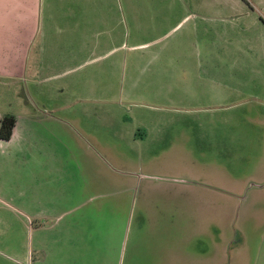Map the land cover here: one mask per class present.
<instances>
[{
  "label": "rangeland",
  "instance_id": "rangeland-1",
  "mask_svg": "<svg viewBox=\"0 0 264 264\" xmlns=\"http://www.w3.org/2000/svg\"><path fill=\"white\" fill-rule=\"evenodd\" d=\"M126 3L107 0V10L115 17L123 10L122 39L129 45L132 34L126 30L131 26ZM154 4L156 11L166 9L169 22L178 18L169 11L183 6L185 10L218 13L215 25L203 31H209L221 45H213L210 59L199 66L201 72L192 71L204 77L187 83L190 92L140 94L131 91L126 78H120L102 83L107 93L95 102L67 98L78 109L88 105L106 111L90 108L88 113L70 115L75 121H69L68 139H64L73 144L67 162L73 177L66 187L75 193L86 189L88 195L84 196L90 199V204L70 217L99 222V230L95 226L91 230L100 234L96 240L105 254L101 264H264V0H168ZM56 5L65 11L74 6H64L61 0ZM152 15L140 17L146 32L155 30L159 16L156 12ZM133 53L124 48L114 55L127 60H122L119 75L131 73ZM99 68L90 66L91 70ZM158 68L166 72L163 66ZM5 84L0 79V119L19 112V106L9 108L16 91ZM150 84L154 89L163 85ZM24 86L26 91L32 89L30 82ZM125 133L135 135L136 140L124 141ZM8 148L0 143V161L8 152L19 156L16 146ZM95 151L112 158L106 159L105 169L93 156ZM2 166L13 172L8 169L12 177L0 175V188L19 187V161L2 162L0 173ZM96 182L105 187V193L91 202ZM2 192L0 264H42L37 245L54 250L61 245L40 243L35 235L55 231L38 233L45 227L38 221L25 222L28 210L19 202V195ZM71 260L55 257L48 264Z\"/></svg>",
  "mask_w": 264,
  "mask_h": 264
},
{
  "label": "crops",
  "instance_id": "crops-1",
  "mask_svg": "<svg viewBox=\"0 0 264 264\" xmlns=\"http://www.w3.org/2000/svg\"><path fill=\"white\" fill-rule=\"evenodd\" d=\"M56 1L0 0V79L16 91L9 100V108L19 106L17 114L7 113L17 119L12 137L0 139L5 150L8 146H16L19 156L8 152L0 164L16 160L20 163L19 187L4 185L0 190H3L2 194L19 195V202L28 210L24 213L25 222L38 221L40 227H45L38 233L55 231L50 235H35L40 243L51 241L61 245L60 249L54 250L43 249L42 244H38L42 264H48L55 257L72 258L67 264H101L104 253L96 240L100 234L91 230L92 226H99V222L70 217L85 204H90L89 197L84 196L88 195L87 190L75 193L66 187L73 177L67 164L73 144L64 139L69 134V121H75V116L70 115L79 114V111L88 113L93 107L80 105L78 109L73 100L68 102L67 98L73 96L80 101L95 102L107 93V87L102 83L118 82L120 78H126L131 83V91L138 90L140 94L158 92L165 96L171 91L180 94L192 91L186 88L187 83L199 82L204 77L201 73L192 74V71L198 69L201 72L199 66L210 59L213 45H221L209 34V28L215 25L213 21L219 14L185 10L183 6L176 9L178 11H169L178 16L169 22L170 14L167 15L166 9L156 11L154 4L168 0H126L132 29L126 27L132 34L128 45L122 39L123 10L115 17L113 11L107 10V0H61L64 6L74 4L71 11L60 10ZM154 12L160 19L155 20L153 32H146L139 22L140 17L151 16ZM149 34L155 37L150 39ZM124 48L134 52L130 56L131 73L127 76L118 74L122 60L127 61L126 58L114 56ZM110 56H114L113 60L105 64ZM176 64L178 68L173 69L172 65ZM93 65H100L99 70H91ZM159 65L165 73L160 72ZM82 70V73L74 74ZM188 74L194 75L195 79ZM25 82H30L32 89L26 91ZM154 82L163 85L154 89L150 84ZM47 98H50V104ZM123 137L124 141L136 140V136L129 133ZM93 156L104 169L106 159L112 161L109 154L106 156L102 152L95 151ZM1 168L0 175L12 177L10 167ZM102 186L96 182L91 202L105 193Z\"/></svg>",
  "mask_w": 264,
  "mask_h": 264
},
{
  "label": "trees",
  "instance_id": "trees-1",
  "mask_svg": "<svg viewBox=\"0 0 264 264\" xmlns=\"http://www.w3.org/2000/svg\"><path fill=\"white\" fill-rule=\"evenodd\" d=\"M17 119L14 115H5L0 119V139L9 140L12 137Z\"/></svg>",
  "mask_w": 264,
  "mask_h": 264
}]
</instances>
